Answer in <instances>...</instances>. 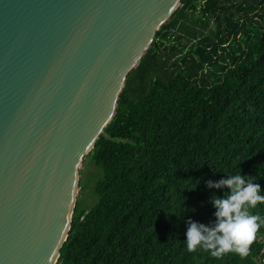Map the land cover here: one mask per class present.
Masks as SVG:
<instances>
[{"label":"trees","instance_id":"trees-1","mask_svg":"<svg viewBox=\"0 0 264 264\" xmlns=\"http://www.w3.org/2000/svg\"><path fill=\"white\" fill-rule=\"evenodd\" d=\"M90 164L96 201L78 199L57 264H264V226L245 258L186 246L187 221L213 224L211 197L228 191L208 180L241 172L264 194V0H182Z\"/></svg>","mask_w":264,"mask_h":264},{"label":"water","instance_id":"water-1","mask_svg":"<svg viewBox=\"0 0 264 264\" xmlns=\"http://www.w3.org/2000/svg\"><path fill=\"white\" fill-rule=\"evenodd\" d=\"M182 0H0V264H57L81 168Z\"/></svg>","mask_w":264,"mask_h":264},{"label":"clouds","instance_id":"clouds-1","mask_svg":"<svg viewBox=\"0 0 264 264\" xmlns=\"http://www.w3.org/2000/svg\"><path fill=\"white\" fill-rule=\"evenodd\" d=\"M207 187L227 188L228 191L223 196L211 197L216 208L213 224L187 221V250L196 252L201 249L217 259L230 253L247 257L258 231L264 226V218L252 211L258 204H264L260 184L254 183L251 175L240 172L218 181L208 180Z\"/></svg>","mask_w":264,"mask_h":264},{"label":"rangeland","instance_id":"rangeland-1","mask_svg":"<svg viewBox=\"0 0 264 264\" xmlns=\"http://www.w3.org/2000/svg\"><path fill=\"white\" fill-rule=\"evenodd\" d=\"M95 170L96 168L93 164H90L89 166H85V162H84V166L81 168V182H80L81 188L79 192V198L83 199L84 205H91L96 201V196L92 190L93 183L88 182V186L85 189H83L82 187L83 176L85 175V179L87 177L86 180H89L90 178H92L91 174H93Z\"/></svg>","mask_w":264,"mask_h":264},{"label":"built area","instance_id":"built-area-1","mask_svg":"<svg viewBox=\"0 0 264 264\" xmlns=\"http://www.w3.org/2000/svg\"><path fill=\"white\" fill-rule=\"evenodd\" d=\"M261 260H262V262L264 263V245H263V248H262Z\"/></svg>","mask_w":264,"mask_h":264}]
</instances>
